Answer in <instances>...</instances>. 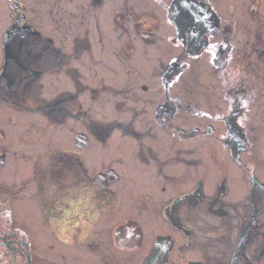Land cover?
Listing matches in <instances>:
<instances>
[{
  "label": "flooded vegetation",
  "instance_id": "flooded-vegetation-1",
  "mask_svg": "<svg viewBox=\"0 0 264 264\" xmlns=\"http://www.w3.org/2000/svg\"><path fill=\"white\" fill-rule=\"evenodd\" d=\"M3 262L264 264V0H0Z\"/></svg>",
  "mask_w": 264,
  "mask_h": 264
},
{
  "label": "rangeland",
  "instance_id": "rangeland-1",
  "mask_svg": "<svg viewBox=\"0 0 264 264\" xmlns=\"http://www.w3.org/2000/svg\"><path fill=\"white\" fill-rule=\"evenodd\" d=\"M18 224L19 223H17L15 226H18ZM21 231L23 230V229H20ZM18 259L20 260V258L18 257ZM3 264H6L5 262H3ZM10 264H12V263H10Z\"/></svg>",
  "mask_w": 264,
  "mask_h": 264
}]
</instances>
